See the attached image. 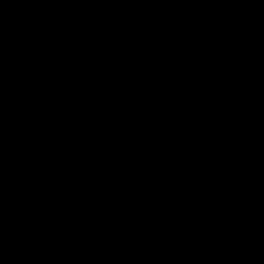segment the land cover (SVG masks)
I'll return each instance as SVG.
<instances>
[{"label":"water","instance_id":"water-1","mask_svg":"<svg viewBox=\"0 0 264 264\" xmlns=\"http://www.w3.org/2000/svg\"><path fill=\"white\" fill-rule=\"evenodd\" d=\"M0 264H264V0L0 3Z\"/></svg>","mask_w":264,"mask_h":264},{"label":"clouds","instance_id":"clouds-1","mask_svg":"<svg viewBox=\"0 0 264 264\" xmlns=\"http://www.w3.org/2000/svg\"><path fill=\"white\" fill-rule=\"evenodd\" d=\"M3 2H10V0H0V3H3ZM191 168L195 173L199 174V171H200V165L199 164L193 162L191 164ZM214 171H215V165H213V164H208L205 168V174L208 177H212L214 175Z\"/></svg>","mask_w":264,"mask_h":264}]
</instances>
